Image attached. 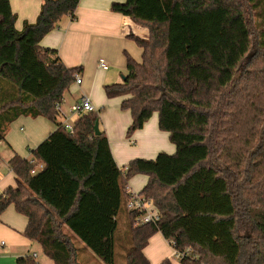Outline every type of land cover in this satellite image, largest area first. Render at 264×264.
Here are the masks:
<instances>
[{
    "label": "trees",
    "instance_id": "trees-1",
    "mask_svg": "<svg viewBox=\"0 0 264 264\" xmlns=\"http://www.w3.org/2000/svg\"><path fill=\"white\" fill-rule=\"evenodd\" d=\"M79 4L43 0L36 22L18 30L10 0H0V143L20 117L58 124L32 150L42 170L32 174L17 154L9 160L16 187L0 196V217L11 206L25 216V236L54 264H82L89 252L115 264L123 211L126 264H150L145 249L158 233L183 254L178 264H264V0H128L112 8L150 37L129 36L142 61L127 56L124 80L105 86L106 95L122 97L131 112L129 138L157 113L176 146L123 169L105 131L95 134L97 112L80 114L73 133L58 122L82 67H67L41 41L64 18L76 19ZM140 174L149 177L140 195L159 212L156 224H138L140 214L127 208L128 181ZM66 229L88 249L80 252Z\"/></svg>",
    "mask_w": 264,
    "mask_h": 264
},
{
    "label": "crops",
    "instance_id": "crops-1",
    "mask_svg": "<svg viewBox=\"0 0 264 264\" xmlns=\"http://www.w3.org/2000/svg\"><path fill=\"white\" fill-rule=\"evenodd\" d=\"M127 2L128 0H80L76 11L77 18H64L59 26L41 41L42 47L56 50L67 67H82V83L78 85L75 82L69 92L82 90V98L87 97L95 106L100 117L99 127L105 131L114 160L121 169L135 159L153 160L162 152H176V146L171 143L169 133L159 129L157 113L141 130L136 131L130 138L132 141H129L127 131L132 123L131 112L121 108L122 97L108 98L105 92V86L117 84L119 77L126 73L127 56L137 62L142 61V48L129 36L133 34L145 40L150 37L148 28L136 24L128 16L113 12L115 5H124ZM42 3L43 0H10L12 11L17 18L15 25L18 30H22L26 23L36 22ZM102 60L107 64V70L100 67ZM82 98L69 105V112ZM60 108L62 115L67 117L62 104ZM57 128L58 124L44 117H20L11 124L3 141L8 147V153L7 149L4 153L9 156L5 158L6 167L0 169V196L9 188L16 187V175L9 166V160L15 154L24 159H33L32 150ZM1 152L0 149V154ZM148 181L149 177L146 175L132 177L128 181L129 193H141ZM27 225L28 219L17 213L13 206L2 214L0 264H18V259L23 257H34L38 260L39 254H43L41 246L25 236ZM168 257L164 254L160 261L170 259Z\"/></svg>",
    "mask_w": 264,
    "mask_h": 264
},
{
    "label": "rangeland",
    "instance_id": "rangeland-1",
    "mask_svg": "<svg viewBox=\"0 0 264 264\" xmlns=\"http://www.w3.org/2000/svg\"><path fill=\"white\" fill-rule=\"evenodd\" d=\"M257 34L258 32L255 29H253V39H256L255 37H257ZM126 74H127V70H126V73H124V76L119 77L118 83H121L124 80V77L126 76ZM83 96H84V93L80 89L72 90L71 92H69L68 90L67 93L65 94V99H64L65 101L62 103V108L65 114H67L68 122L70 124H74L80 115L79 114L72 115L68 109L69 105L74 102L76 103ZM65 120L66 118L63 114L62 117L60 118V121L64 122ZM130 138L128 140L132 141ZM128 144L131 145V142H129ZM0 149L2 150L0 154V162H1L0 169L3 170L4 167H6V163H7L5 158L9 156V155L6 156L4 153L5 149H7L6 152L8 153V147L6 146L5 142H1ZM66 233L71 236L72 241L76 244L80 252H82V248L84 247L85 249H88L76 237H74V235L71 232H69V230L66 229ZM115 240H116L115 264H126L125 257L127 253L129 252V250L131 249V237H130V234L127 228L124 211L119 216V226L115 234ZM35 251L37 252L38 249L36 248ZM89 253H91L92 255L91 257L81 255L82 264H105L101 259L95 256L92 252H89ZM175 253L176 251L174 250V248L170 245L168 241H166L163 238L162 235H159V233L153 236V238L150 240L148 248L146 249V254L150 260V264H159L161 262L160 261L161 257L164 254L166 256H169L168 258H170L174 264H178L179 259L176 257ZM38 261L41 262V264H54L53 261L49 260L43 254H39Z\"/></svg>",
    "mask_w": 264,
    "mask_h": 264
},
{
    "label": "built area",
    "instance_id": "built-area-1",
    "mask_svg": "<svg viewBox=\"0 0 264 264\" xmlns=\"http://www.w3.org/2000/svg\"><path fill=\"white\" fill-rule=\"evenodd\" d=\"M100 67L107 70V64L102 60L99 63ZM78 85L82 83V78L80 74L76 75V81ZM59 107V106H58ZM61 109V108H60ZM70 112L72 115L82 114L87 112H96L95 106L92 104L90 99L87 97L82 98V100L70 108ZM66 120L62 123V126L68 130L70 133L74 131V124H70L68 122V118L65 117ZM30 164L33 165L32 174L37 173L38 171L44 168V164L36 161L35 159H28ZM127 208L129 211L138 212L140 215L138 216L136 222L138 224H156L160 221V214L151 203L150 200L146 199L144 196L140 195V193L130 192V199L127 204ZM176 257L180 259L183 254L176 252Z\"/></svg>",
    "mask_w": 264,
    "mask_h": 264
},
{
    "label": "water",
    "instance_id": "water-1",
    "mask_svg": "<svg viewBox=\"0 0 264 264\" xmlns=\"http://www.w3.org/2000/svg\"><path fill=\"white\" fill-rule=\"evenodd\" d=\"M100 127H99V122H97V124L95 125V134L98 136L100 135Z\"/></svg>",
    "mask_w": 264,
    "mask_h": 264
}]
</instances>
